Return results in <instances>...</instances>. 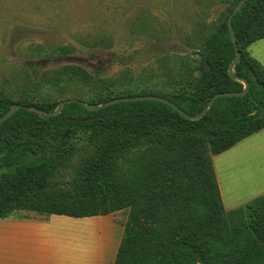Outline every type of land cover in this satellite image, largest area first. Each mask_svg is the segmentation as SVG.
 <instances>
[{
	"label": "trees",
	"instance_id": "1",
	"mask_svg": "<svg viewBox=\"0 0 264 264\" xmlns=\"http://www.w3.org/2000/svg\"><path fill=\"white\" fill-rule=\"evenodd\" d=\"M241 1L232 18L241 52L233 71L249 82L245 96L215 100L197 121L155 101L119 103L94 112L69 103L54 117L16 111L0 124V221L18 211L43 220L127 211L113 264H264V194L226 213L212 165V156L264 129V115L259 117L264 68L247 51L264 39V0H232L201 45L200 66L182 72L169 93L137 88L131 95H157L196 115L214 95L242 91L243 84L228 74L235 50L226 24ZM78 70L65 69L75 76ZM165 72L169 80L170 69ZM14 104L0 99V117ZM35 107L52 112L57 104ZM81 130L94 150L73 165L70 140ZM8 158L16 161L6 165ZM70 168L72 176L64 185L53 181Z\"/></svg>",
	"mask_w": 264,
	"mask_h": 264
},
{
	"label": "rangeland",
	"instance_id": "2",
	"mask_svg": "<svg viewBox=\"0 0 264 264\" xmlns=\"http://www.w3.org/2000/svg\"><path fill=\"white\" fill-rule=\"evenodd\" d=\"M231 6L232 0H0V99L35 106L150 95H131L137 88L169 93L182 72L200 66L201 45ZM247 51L264 68V39ZM87 138L81 130L70 140L73 165L94 150ZM240 157L234 166L249 158ZM71 176L70 168L53 181L64 185ZM12 218L42 219L26 211ZM126 218L127 211L114 214L116 222Z\"/></svg>",
	"mask_w": 264,
	"mask_h": 264
},
{
	"label": "crops",
	"instance_id": "3",
	"mask_svg": "<svg viewBox=\"0 0 264 264\" xmlns=\"http://www.w3.org/2000/svg\"><path fill=\"white\" fill-rule=\"evenodd\" d=\"M240 155L249 158H242L246 160L243 165L234 166ZM212 165L226 213L262 196L264 129L212 156ZM226 202L234 206L226 208ZM123 231V224L114 221V214L1 220L0 264H113Z\"/></svg>",
	"mask_w": 264,
	"mask_h": 264
},
{
	"label": "water",
	"instance_id": "4",
	"mask_svg": "<svg viewBox=\"0 0 264 264\" xmlns=\"http://www.w3.org/2000/svg\"><path fill=\"white\" fill-rule=\"evenodd\" d=\"M243 5V1L239 2L232 10V12L230 13V15L227 18V29H228V33H229V37L230 40L233 44L234 50H235V56L233 58V60L231 61L229 67H228V74L230 76V78L232 80L235 81H239L243 84V89L240 92H222V93H218L216 95H214L206 104V106L204 107V109L196 115H188L187 113H185L183 110H181L177 105H175L174 103H172L171 101H169L166 98H162V97H158V96H154V95H144V96H136V97H119V98H114L111 99L107 102H105L102 105H97V104H89V103H84L82 101L76 100V99H70V100H66V101H62L60 103H58L56 109L52 112H46L40 108H37L35 106H26V105H20V104H14L13 106L10 107V109L3 115L0 117V124H2L4 121H6L8 118H10L16 111L20 110V109H24L26 111L35 113L37 115H41V116H45V117H54L60 114L62 108L64 107V105L69 104V103H78L80 105H82L87 111L90 112H94L96 110H99L101 108H105L114 104H119V103H129V102H136V101H155L158 103H162L167 105L168 107L172 108L175 112H177L182 118L189 120V121H197L199 119H201L205 113L208 111V109L210 108L211 104L222 97H243L245 96L250 89V85L247 79L243 78V77H239L237 75L234 74V67L235 65L239 62L240 58H241V52L238 50V46H237V40H236V36H235V32L232 26V18L235 16V14L240 10V8ZM207 55H208V50H206L205 52V56H204V65L206 67L207 70H209V66L206 63L207 60ZM252 79L255 80V76H252ZM254 113H252L253 115ZM264 115V111L262 110L259 117H262ZM92 118H69V120L71 121H82V122H86L88 120H90ZM4 142L1 141L0 142V146L3 144Z\"/></svg>",
	"mask_w": 264,
	"mask_h": 264
}]
</instances>
